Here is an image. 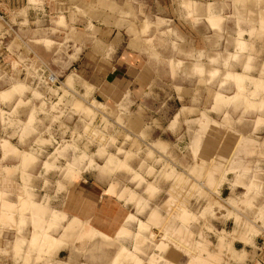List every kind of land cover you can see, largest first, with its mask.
Listing matches in <instances>:
<instances>
[{"label": "rangeland", "instance_id": "374dc122", "mask_svg": "<svg viewBox=\"0 0 264 264\" xmlns=\"http://www.w3.org/2000/svg\"><path fill=\"white\" fill-rule=\"evenodd\" d=\"M146 1L150 7H139V19L157 9ZM187 1L176 5L187 14L173 17L172 26L164 20L145 23L147 33H153L152 25L157 30L149 39L156 75L141 101L119 106L94 96L95 78L108 71L106 60L113 55L96 53L100 46L90 37L99 36L104 24L97 17L102 4L17 0L0 7V212L10 210L19 219L11 225L0 215V264H132L136 258L143 264H264V53L255 54L243 39L234 55L195 51L194 33L206 22L192 7L201 0ZM246 1H240L237 16L242 38L241 26L258 16H248ZM89 16L96 20L86 27ZM142 18L136 17L139 26ZM225 19L207 22L216 32ZM260 26L251 35L261 37L264 22ZM93 61L96 68L87 63ZM258 63L261 69L254 67ZM40 64L45 75L38 73ZM51 72L58 83H37ZM74 182L106 189L126 203L125 215H114L113 230L82 215L68 217L61 204ZM20 192H27L25 204ZM27 201L41 202L40 216ZM7 202H14L12 210ZM81 207L90 214L89 205ZM33 215L36 221L43 217V228L34 230ZM257 221L261 230L254 227ZM71 223L75 240L65 236ZM50 224L56 228L47 229ZM84 225L99 232L82 239ZM241 227L246 232L239 235ZM33 231L60 242L47 246L44 239V246ZM102 231L105 246L94 248L92 237ZM250 233L261 235L258 261L233 247L236 239L251 244Z\"/></svg>", "mask_w": 264, "mask_h": 264}, {"label": "crops", "instance_id": "0c3cea01", "mask_svg": "<svg viewBox=\"0 0 264 264\" xmlns=\"http://www.w3.org/2000/svg\"><path fill=\"white\" fill-rule=\"evenodd\" d=\"M150 1V3L152 5L154 4L157 9L155 10V14H152L151 12V18L149 19L140 17V19L142 18L143 21L141 26L138 25L136 17L138 15V20H140V6L141 8L144 6L146 7L147 5V8L150 7V4L146 0H103L102 2H99V0H83V3L80 2L82 6L87 5L86 7L94 5L98 6L100 4H102L104 7L103 12L101 14H97L98 19L104 23L103 25H99L100 34L99 36H92V34L90 36L95 39V41L97 40L100 46V49L96 50V53L101 55L104 54L105 56L107 54L108 56L109 54H113L111 59L106 57L108 59L106 60L108 63V71L103 76L96 77L94 82V96L98 98V101L101 100L100 102L102 103L112 104L113 106H119L123 103L132 105L143 99L147 93L148 87L156 75L154 66L155 63L150 56V54L154 53L155 50L153 49V46L149 45V39L151 40L154 37L155 31L157 30L154 28L155 25H152L153 33H147L148 30H145V23L147 26H149L150 23L157 24L164 20V22L167 21L168 25L172 26V24L169 22L174 19L173 17L176 18L177 14H181L180 12H183L184 16L187 14V10L182 6H180V8L177 7L176 9V5H181L182 1L187 0ZM240 1L242 0H205V2H202L201 0L200 5H192L193 11H197L199 9L201 10V13L205 18L203 19L206 22V26L201 25L200 31L198 33H194L195 51H198L201 55L205 54L206 56H208V53L216 52L221 53L222 55L226 53L234 55L235 52H237V50H235L237 47V41L239 42L240 39H243L245 42L247 41L249 47L253 46L255 48V54L261 51L264 53V30L262 33H260L261 37L256 36V34L251 35L252 30H260V21L262 22L264 19L262 18V16H264V0H248L244 2L248 7V16H250L249 11L253 12L254 14L257 12L258 16L253 24L241 26V29L246 31L243 35V38L238 34L239 28L237 24V16L241 13ZM254 14L251 16H254ZM209 17H211L215 24L220 23L222 18H226L221 25L223 30L215 32L214 29L216 28L208 25L207 19ZM92 20L94 21L96 19H92V17L89 16V18H84L83 22L86 23V27H90L94 25ZM63 23L66 25V21L64 19ZM164 27L165 26L161 28L160 32L166 31L164 30ZM169 29H171V27H168L167 31ZM113 30H115L114 35L111 34V31ZM227 30H229V32H227ZM188 32L190 33V30H188ZM181 33L184 34L186 39L189 38V35H186L185 32ZM156 51L158 53V50ZM87 63L89 64L90 68L97 67V62L95 61ZM261 66H263V64L260 65L258 63L255 64L254 67L256 69H261ZM41 67H43L42 64H40L38 73L45 71V69H42ZM197 69L201 72L204 70L202 64L200 67L197 66ZM37 81L38 84H40L39 82H42L41 76L37 79ZM41 84H43V82ZM0 153L3 155V150L1 148ZM8 162H10V160H8ZM6 165L9 164L6 163ZM261 165L264 167V159H261ZM261 178L264 180V175L261 176ZM83 181L87 182V180ZM67 191L68 192L63 195L61 207L63 210L65 207H68V217L82 215L84 219H89L91 223H95V226L100 229L108 231L113 230L115 227L113 226L112 222L115 221L116 217L114 215L118 216V214H121L124 216L128 210L127 205L123 200H120L115 195L108 193L106 189H98L94 186H88L83 184V182H74L72 185H70ZM114 197H116V199ZM83 204H86V206L89 205V215H85L82 212L81 206ZM7 211L8 215L5 214L6 212H4V214L2 213L4 217H8H6L7 220L12 221L11 217L14 218L15 216V220L13 219L12 223L9 221L10 224L14 225L15 223H18V217L14 214L12 215L13 212L9 210ZM9 212H11V214H9ZM30 215V218H32V213ZM251 223H254V221L251 220ZM260 224L262 223L257 221L254 226L255 229L261 230ZM32 226L35 228L33 223ZM238 232L240 235L246 231L243 229V227H241L239 228ZM32 233H34V231ZM109 236L111 237V235ZM249 239L252 242L251 244L245 243L242 239H236V241L233 243V247L239 252L240 255L244 254L245 251V253H248L249 256L254 258L257 253L256 250L258 248L261 235L257 233H250ZM92 244L94 248L99 245L105 246V242L98 239H95ZM60 251L57 250L55 254L58 252L61 254ZM3 257L4 256L2 255L0 260H2ZM257 257L258 256L255 257L256 261H258ZM259 257L261 258V256Z\"/></svg>", "mask_w": 264, "mask_h": 264}, {"label": "bare ground", "instance_id": "6f19581e", "mask_svg": "<svg viewBox=\"0 0 264 264\" xmlns=\"http://www.w3.org/2000/svg\"><path fill=\"white\" fill-rule=\"evenodd\" d=\"M197 8H198V7H197ZM199 8H200V7H199ZM199 10H200V9H199ZM197 11H198V10H197ZM262 18H264V16H262ZM262 22H264V19L262 20ZM242 76H243V75H242ZM242 79H243V78H242ZM241 83H242V82H241ZM18 84H19V83H18ZM260 84H261V83H260ZM260 84H259V85H260ZM20 85H22V84H20ZM263 85H264V84H263ZM16 86H17V85H16ZM22 86H23V85H22ZM262 87H263V86H262ZM15 89H16V88H15ZM19 89H20V88H19ZM21 89H22V88H21ZM263 89H264V88H263ZM7 91H8V90H6V92H7ZM12 91H13V89H12ZM12 93H13V92H12ZM5 95H6V94H5ZM7 95H8V94H7ZM9 95H11V94H9ZM237 95H238V94H237ZM160 145H161V144H160ZM9 147H10V146H9ZM9 147L7 146V148H9ZM7 148H6V149H7ZM22 153H23V152H22ZM24 155H25V154H24ZM24 158H25V157H24ZM31 159H32V158H31ZM24 160H25V159H24ZM31 161H32V160H31ZM28 162H29V161H28ZM28 162H27V163H28ZM23 163H24V162H23ZM25 163H26V162H25ZM24 165H25V164H24ZM10 169H11V168H10ZM12 169H13V168H12ZM148 190H149V189H148ZM129 192H130V191H129ZM26 193H27V192H20V194L17 195V196L20 197V198H19V197H18V198L21 199V202H22V200L24 199V200H23V204L26 203V202H24V201H26V198H27V197H26V196H27ZM121 193H122V192H121ZM132 193H133V192H132ZM1 194L3 195V193H1ZM1 194H0V195H1ZM29 194H30V193H29ZM125 194H127V193H125ZM125 194L123 193L122 196H124ZM4 195H5V194H4ZM29 196H30V195H29ZM132 197H135V194H134V196H132ZM0 199H1V197H0ZM19 199H18V200H19ZM29 201H30V200H29ZM30 202H31V201H30ZM30 202L27 201V203H29V207L33 210V206H32V205H35V204L33 203V201H32V204H30ZM139 202H140V201H139ZM7 203H8V202H7ZM7 203H5V204L2 203V204L6 205ZM9 203H10V206L8 205V206H6V207H9V208L12 207V208H11V210H12V209L14 208V206H12L13 203H12V205H11V202H9ZM9 203H8V204H9ZM17 203H19V201H18ZM39 203H41V202H39ZM39 203H38V204H39ZM169 203H170V202H169ZM38 204H36L37 207H38ZM17 205H18V204H17ZM36 205H35V206H36ZM40 205H42V204H40ZM19 206H20V205H19ZM24 206H26V205H24ZM47 206H48V205H47ZM164 206H165V205H164ZM167 206H168V205H167ZM167 206H166V207H167ZM37 207H34V208H35L34 211H36V210H37V211H40L41 208H43L44 206H41V207L39 206L40 209H38L39 207H38V208H37ZM18 209H19V208H18ZM43 210H44V208H43ZM9 211H10V210H9ZM34 211H33V212H34ZM41 211H42V210H41ZM41 211H40V213H39V212H36V213H38V215H37V214H34V215H36L37 217L40 216V215H41ZM49 211H50V210H49ZM5 212H6L5 214L8 215V214H7L8 211H5ZM44 212H48L47 209H45ZM44 212H42V216H43V213H44ZM153 213H154V211H153ZM3 214H4V212H3ZM3 214H1V215H3ZM9 214H11V212H9ZM32 214H33V213H32ZM39 214H40V215H39ZM12 215H13V213H12ZM34 215H33V222L35 221V222L38 224V225L36 224L37 226H36V228H34V229H38V228L41 229V228H43V225H42V224H44L45 222H43V223L40 222L41 225L38 223L40 220H43V219H42L43 217L40 218V219H37L38 221H36V216H34ZM45 215H46V214H45ZM62 215H63V214H62ZM155 215H156V213H155ZM3 216H4V215H3ZM132 216H133V215H132ZM5 217H7V216H5ZM9 217H11V216H9ZM34 217H35V220H34ZM56 217H57V215H56ZM56 217H55V218H56ZM58 217H59V216H58ZM62 217H64V216H62ZM62 217H61V218H62ZM151 217H152V216H151ZM2 218H3V217H2ZM7 218H8V217H7ZM11 218H12V221H11V220H9V221H11V223H12V222H13V219L15 218V216H14V218H13V217H11ZM11 218H9V219H11ZM129 218H130V216H129ZM157 218H158V217H157ZM57 219H58V218H57ZM57 219L55 220V223H56ZM6 220H7V219H6ZM14 220H15V219H14ZM58 220H59V219H58ZM60 220H61V219H60ZM148 220H149V218H148ZM43 221H44V220H43ZM45 221H46V220H45ZM74 221H75V220H74ZM151 221H152V220H151ZM7 222H8V220H7ZM14 222H15V221H14ZM46 222H47V221H46ZM152 222H153V221H152ZM49 223H50V222H49ZM49 223L47 222V224H49ZM52 223H53V222H52ZM72 224H74V223H71V225H72ZM52 225H53V224L46 225L47 227H46V226H45V227H46L47 229H48V226H49V228H50V226L56 228V225H57V224L54 225V226H52ZM71 225L69 224L70 227H69L68 225L65 226V227L67 228V230H68L67 232H65V234H66L65 236L68 237V238H70V236H72L73 238H75L74 236L77 235V232L75 231V232H76V235H74L75 232H73V231H74V230H77V227L74 229V226L72 225V226H73V230H70L69 228H71ZM75 225H76V224H75ZM40 226H41V227H40ZM81 226H82V225H81ZM84 226H85V227H84ZM84 226H83L82 229H80V230H82V231H80V233H78V235L81 234L80 237H82V239H83V237L87 238L88 236H91V235H89V234H90V233L92 234L93 231H94V233L99 232V231L96 230L95 228H94L93 231H92V230H91V229H92V227H91L92 225H91L90 227H88L89 225H84ZM86 226H87V227H86ZM63 228H64V227H63ZM90 228H91V229H90ZM47 229H44V230H45L44 233L46 232ZM51 229H53V228H51ZM51 229H49V231H50ZM120 229L122 230V227H120ZM78 230H79V226H78ZM95 230H96V231H95ZM121 230H120V231H121ZM123 230L125 231L124 228H123ZM36 231H38V230H36ZM41 231H43V230H41ZM118 231H119V229H118ZM178 231H179V230H178ZM72 232H73V233H72ZM78 232H79V231H78ZM125 232H127V231H125ZM181 232H183V231H181ZM34 233H35V234H34V238H37V237H38L36 240H38V239L42 236V237H41V241H42V242H41V241H40V242L43 243L44 246L46 245L47 242H48V245H47V246H49L50 244H54V243H56L57 241H59L58 239H56V238L54 239L53 237H50V235L48 236V235L46 234V235L44 236V239H46L47 242L43 239V240L46 242V243H45V242H43V240H42L43 235H44L43 232H42V235H41V232H34ZM46 233H47V232H46ZM94 233H93V234H94ZM120 233H121V232H120ZM177 233H178V232H177ZM137 234H138V233H137ZM179 234H181V233L179 232ZM87 235H88V236H87ZM97 235H98V233H97ZM100 235H101V236L103 235V237H102L101 239H102V241L105 242V240H107L108 236H106V234H103V232H101ZM100 235H98V236H96V237L94 236L95 239L98 238ZM175 235H176V234H175ZM181 235H182V234H181ZM141 236H142V235H141ZM72 237H71V238H72ZM80 237H78V238H80ZM52 238H53V239H52ZM78 238H77V239H78ZM82 239H80V240L82 241ZM92 239L95 240L93 237H92ZM111 239H112V238H111ZM174 239H175V238H174ZM39 240H40V239H39ZM80 240H79V241L77 240V241L80 242ZM98 240H99V239H98ZM109 240H110V236H109ZM109 240H108V241H109ZM86 241H87V240H86ZM142 241H143V240H142ZM59 242H60V241H59ZM59 242H58V243H59ZM62 242H63V241H62ZM82 242H83V241H82ZM33 243H36V241L33 242ZM163 243H164V242H163ZM222 243H223V242H222ZM196 244H197V243H196ZM200 244H201V243H200ZM221 245H223V244H221ZM47 246H46V249L44 248L45 250H47V248H48ZM52 247H53V246H52ZM162 247H163V246H162ZM164 247H165V245H164ZM168 247H169V246H168ZM200 247H201V246H200ZM203 247H204V246H203ZM203 247H202L201 249H203ZM38 248H39V247H38ZM50 248H51V247H50ZM135 248H136V247H135ZM166 248H167V245H166ZM201 249H200V250H201ZM39 250H40V248H39ZM135 250H136V249H135ZM43 251H44V250H43ZM126 251H127V250H126ZM121 252H123V251H121ZM193 252H194V251H193ZM199 252H200V251H199ZM127 253H128V252H127ZM129 253H130V252H129ZM197 253H198V252H197ZM200 253H201V252H200ZM207 253H208V252H207ZM218 253H219V252H218ZM118 254H119V253H117V255H118ZM207 255H208V254H207ZM197 256H198V255H196V257H197ZM119 257H121V256L119 255ZM202 257H203V256H202ZM215 257H216V256H215ZM131 258H132V256H131ZM203 258H204V257H203ZM203 258H201V256H200V258H198V259H199L200 261H202L201 259H203ZM208 258H209V256H208ZM211 258H212V257H211ZM211 258H209V259H211ZM213 258H214V255H213ZM117 259H118V257H117ZM150 259H151V258H150ZM218 259H219V258H218ZM115 260H116V258H115ZM115 260H114V262L117 263V260H116V261H115ZM133 260L135 261V262L133 261L134 263H137V262H138V259H137V258H136V259H133ZM203 260H204V259H203ZM207 260H208V259L205 258V261H206V262H207ZM215 260H216V259H215ZM136 261H137V262H136ZM211 261H212V264H213V260H211ZM217 261H218V260H217ZM140 262H141V263H140ZM140 262H138L137 264H143L142 260H140ZM134 263H132V264H134ZM150 263H152V262H150ZM192 263H193V261H192ZM209 263H211V262H209V260H208L207 263L204 262V264H209ZM113 264H114V263H113ZM152 264H153V263H152Z\"/></svg>", "mask_w": 264, "mask_h": 264}, {"label": "built area", "instance_id": "2783aa9c", "mask_svg": "<svg viewBox=\"0 0 264 264\" xmlns=\"http://www.w3.org/2000/svg\"><path fill=\"white\" fill-rule=\"evenodd\" d=\"M17 0H0V7H4L6 5H10L13 2H15ZM46 71L42 72L41 75H45ZM42 81L45 82L46 84H51L54 85L56 83L59 82V78L58 75H56L55 73H48V75L46 76H41Z\"/></svg>", "mask_w": 264, "mask_h": 264}]
</instances>
